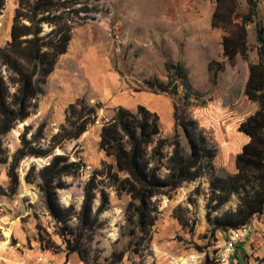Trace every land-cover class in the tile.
I'll use <instances>...</instances> for the list:
<instances>
[{"label":"rangeland","instance_id":"rangeland-1","mask_svg":"<svg viewBox=\"0 0 264 264\" xmlns=\"http://www.w3.org/2000/svg\"><path fill=\"white\" fill-rule=\"evenodd\" d=\"M238 1L237 22L247 11L245 1ZM17 5L18 0H5L0 11V48L10 40ZM88 7L94 8L88 15L93 20L75 25L72 37L98 48L117 72L120 86L113 94L115 101L120 100L127 105L128 99L144 92L149 94V99L142 106L157 115L162 101H169L172 108L171 126L164 119L161 121L158 115L160 137L168 140L174 136V107L184 108L215 149L214 174L226 176L234 173L235 157L249 140L238 131V125L258 107L257 103L246 98L244 87L248 65L257 61L255 30L257 25H264V0H259L257 16L253 23L246 26L247 55L237 54L232 59L222 54L224 31L211 27L215 8L213 0H89ZM45 30L48 28L45 27ZM210 62L214 63L213 68H219L217 63L222 66L215 82L211 81L208 71ZM166 63L183 64L187 69L189 84L193 91L200 94L199 98H185V89L179 79L175 80L171 72H167ZM153 79L163 83L166 91L161 92L145 84ZM173 82L176 92L171 89ZM80 98H85L91 105L99 104L101 108L98 110L97 122L83 135L66 141L55 150L56 154L66 155L71 161H80L82 164L76 176L63 178L65 187L57 191L58 202L64 207L71 205L78 212L85 182L102 168L103 163L112 162L99 148V130L101 123L111 118L114 108L119 106H111L106 100L88 92L70 70L55 69L44 85V94L37 99L38 108L35 112L2 139L0 244L6 242L5 245L21 252L34 249L38 252L66 253L62 239L55 232L56 223L49 216L40 192L34 184L24 181L32 165L38 169L49 162V157H30L20 162L17 169L19 184L14 194H10L8 188L7 171L12 155L20 146L19 137L24 128L31 127L30 136L44 123L45 138L41 145L47 146L52 135L65 122V108ZM179 139L182 149L187 152L185 138L181 135ZM172 148L171 145L166 146L165 153L170 154ZM107 192L109 205L99 214L100 226L95 229L89 243L90 262L114 264L115 259L123 255L117 264H212L221 253L226 233L218 230L214 232L205 219L207 176L185 182L168 195L155 197L153 200L158 210L154 225L147 233H142L137 226L136 216L133 222L128 220L130 196H117L114 189H108ZM98 205L99 199H95L93 212ZM235 206L236 199L233 198L223 210ZM262 216L264 214L253 220L259 221ZM75 224L73 218L71 225ZM5 230L9 231L7 237L3 233ZM263 239H246L243 242L253 246V251L246 252V255L258 264H264ZM47 242L53 243V247L42 248ZM20 264L36 263L21 259Z\"/></svg>","mask_w":264,"mask_h":264},{"label":"trees","instance_id":"trees-1","mask_svg":"<svg viewBox=\"0 0 264 264\" xmlns=\"http://www.w3.org/2000/svg\"><path fill=\"white\" fill-rule=\"evenodd\" d=\"M99 1V0H95ZM246 13L235 20L238 0H213L215 5L211 27L224 31L222 54L232 59L235 55L246 56V26L257 16L259 0H244ZM89 0H18L10 29V40L0 48V156L4 153L3 137L18 123L25 121L38 108L37 99L44 94V85L53 73L59 58L67 52L72 40V30L88 19L94 8ZM5 0H0V11ZM45 27L48 30H45ZM257 61L248 65V77L244 95L258 107L238 125V131L248 137L235 157V172L226 176L214 174L215 149L206 135L185 109L174 107V136L171 140L161 138V125L156 113L139 105L135 110L115 107L113 116L100 125L99 148L111 163L93 173L83 186V200L78 212L73 206L64 207L58 202L57 191L65 187L64 177L76 176L82 169L80 161L56 154L66 141L78 139L98 119L99 104L91 105L80 98L65 108V122L52 135L47 146H42L45 124L41 123L29 136L31 127L26 126L20 134V146L11 157L7 176L10 194H14L19 177L20 162L25 158L45 159L49 162L40 168L32 165L24 181L34 184L40 192L49 216L55 221L56 234L65 245L66 255L76 253L85 264L90 262L89 243L94 231L100 226L99 214L109 205L108 189L117 196H130L128 220L137 217L142 233L154 225L158 206L153 200L168 195L185 182H193L207 176L208 199L205 219L211 229L222 233L249 225L264 212V25L256 26ZM210 62L208 71L215 82L219 68ZM172 78L179 79L185 89V98H196L187 69L182 63L165 64ZM148 87L165 92L160 81L145 82ZM172 92L176 85L171 84ZM186 140L188 151L182 149L180 136ZM173 146L170 154L166 146ZM163 169L166 172H162ZM233 198L235 208L223 210ZM95 199L99 205L95 212ZM131 210V212H130ZM75 218V226L71 225ZM53 247L47 242L44 249ZM118 256L114 264L122 260Z\"/></svg>","mask_w":264,"mask_h":264},{"label":"crops","instance_id":"crops-1","mask_svg":"<svg viewBox=\"0 0 264 264\" xmlns=\"http://www.w3.org/2000/svg\"><path fill=\"white\" fill-rule=\"evenodd\" d=\"M69 49H71V52H69ZM57 68L70 70L71 74L79 79V83L84 89L95 94L97 98L106 100L111 106H121L134 110L138 105H143L149 99V94L141 92L130 100L128 99L127 105H124L120 100L115 101L113 94L118 91L120 86L117 72L112 69L110 62L100 54L98 48L88 45L86 41L81 42L79 38L74 40L72 37L67 52L59 58L55 65V69ZM62 74H65V72ZM158 109L157 113L161 121L164 119L171 126L172 108L170 102L163 100L162 107ZM252 225L253 229L248 239L251 241L264 238V228L260 221L253 220ZM3 233L5 237L9 235L8 230ZM5 243L0 244V264H20L21 259L35 261L36 264H85L76 253L66 255L62 251L60 253H50L41 250L38 252L34 249L21 252L19 249L5 245ZM253 249V246L248 244H238L230 264H258L246 255V252L253 251ZM38 257L40 258L37 261Z\"/></svg>","mask_w":264,"mask_h":264},{"label":"built area","instance_id":"built-area-1","mask_svg":"<svg viewBox=\"0 0 264 264\" xmlns=\"http://www.w3.org/2000/svg\"><path fill=\"white\" fill-rule=\"evenodd\" d=\"M259 221L264 228V216H262ZM252 229L253 225L250 223L249 225L226 233L224 244L221 247L222 251L219 256L214 259L215 263L212 264H230L235 253L236 246L245 242L246 239L249 238Z\"/></svg>","mask_w":264,"mask_h":264}]
</instances>
